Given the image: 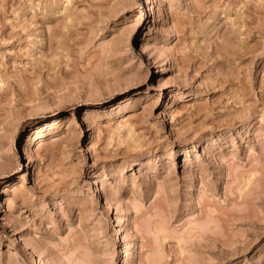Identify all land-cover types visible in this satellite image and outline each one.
I'll use <instances>...</instances> for the list:
<instances>
[{
	"label": "rangeland",
	"instance_id": "rangeland-1",
	"mask_svg": "<svg viewBox=\"0 0 264 264\" xmlns=\"http://www.w3.org/2000/svg\"><path fill=\"white\" fill-rule=\"evenodd\" d=\"M0 264H264V0H0Z\"/></svg>",
	"mask_w": 264,
	"mask_h": 264
},
{
	"label": "bare ground",
	"instance_id": "bare-ground-1",
	"mask_svg": "<svg viewBox=\"0 0 264 264\" xmlns=\"http://www.w3.org/2000/svg\"><path fill=\"white\" fill-rule=\"evenodd\" d=\"M39 127H40V126L37 127V130H39ZM94 181H95V180H94ZM96 181H97V180H96ZM98 186H99V185H98ZM119 192H120V189L117 190L116 195H118ZM127 219H128V218H127ZM127 219H126V220H127ZM116 233L119 234V228H118V229L116 228ZM132 244H133V245H132ZM132 244H131L132 247L130 248V250H129V252H128V255H130L129 257H133V256L135 255V254H134V251H133V249H134L133 247H135V243L132 242ZM126 255H127V254H126ZM129 257H128V258H129ZM128 258H127V259H128ZM123 262H124V260H123Z\"/></svg>",
	"mask_w": 264,
	"mask_h": 264
}]
</instances>
